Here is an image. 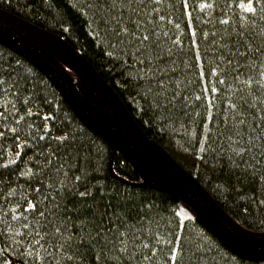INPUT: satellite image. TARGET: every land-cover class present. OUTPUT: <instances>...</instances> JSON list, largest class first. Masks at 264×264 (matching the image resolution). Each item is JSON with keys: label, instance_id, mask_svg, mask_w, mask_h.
<instances>
[{"label": "trees", "instance_id": "trees-1", "mask_svg": "<svg viewBox=\"0 0 264 264\" xmlns=\"http://www.w3.org/2000/svg\"><path fill=\"white\" fill-rule=\"evenodd\" d=\"M0 9L64 38L238 224L264 232V0ZM0 264L264 261L233 252L176 196L144 184L45 73L0 43Z\"/></svg>", "mask_w": 264, "mask_h": 264}, {"label": "water", "instance_id": "water-1", "mask_svg": "<svg viewBox=\"0 0 264 264\" xmlns=\"http://www.w3.org/2000/svg\"><path fill=\"white\" fill-rule=\"evenodd\" d=\"M0 43L20 53L52 79L82 122L128 159L144 184L187 202L232 251L264 261V232L249 231L238 224L164 147L149 139L110 85L69 43L1 9ZM66 67L85 82L86 87L90 86L105 99L114 123L94 112L76 90Z\"/></svg>", "mask_w": 264, "mask_h": 264}, {"label": "bare ground", "instance_id": "bare-ground-1", "mask_svg": "<svg viewBox=\"0 0 264 264\" xmlns=\"http://www.w3.org/2000/svg\"><path fill=\"white\" fill-rule=\"evenodd\" d=\"M59 37V36H58ZM61 39H63L64 41H66L64 38L60 37ZM67 42V41H66ZM68 43V42H67ZM72 46V45H71ZM74 48V47H73ZM75 49V48H74ZM76 50V49H75ZM77 51V50H76ZM80 53V52H79ZM81 54V53H80ZM82 55V54H81ZM83 56V55H82ZM84 57V56H83ZM85 58V57H84ZM86 59V58H85ZM87 60V59H86ZM88 61V60H87ZM46 75V74H45ZM47 76V75H46ZM47 78L53 83V85L56 87V89L58 90V92L60 93V95L63 97V99L66 101V103L68 104V106L72 109V111L76 114L75 110L72 108L71 104L67 101V99L64 97V95L62 94V92L60 91V89L57 87V85L54 83V81L52 79H50L48 76ZM103 79V78H102ZM104 80V79H103ZM82 81V80H81ZM105 81V80H104ZM83 82V81H82ZM106 82V81H105ZM85 83V82H83ZM107 84H109L108 82H106ZM110 85V84H109ZM110 87L112 88V90L116 93V95L118 96V98L121 100L122 104L124 105V107L126 108V110L128 111V113L132 116V114L129 112L126 104L124 103V101L122 100V98L118 95V93L116 92V90L114 89L113 86L110 85ZM86 88V92H87V97L83 96L81 94V92L76 89L79 94L85 98L87 100V102L90 104L91 108L94 110V112H96L98 115H100L102 118L106 119V120H110L112 123H114V119H111V110L110 108L108 107L107 105V102L105 101L104 98H102V96L97 92L95 91L93 88H91L90 86L89 87H85ZM76 116L81 120V118L76 114ZM133 117V116H132ZM134 119V117H133ZM135 120V119H134ZM82 122V120H81ZM136 122V120H135ZM137 123V122H136ZM138 124V123H137ZM139 126V124H138ZM140 127V126H139ZM89 128V127H88ZM91 129V128H90ZM92 130V129H91ZM140 130L149 138V139H153V138H150L145 132L144 130L140 127ZM94 131V130H93ZM95 132V131H94ZM97 133V132H96ZM98 134V133H97ZM101 136V135H100ZM102 137V136H101ZM105 139V138H104ZM106 140V139H105ZM154 140V139H153ZM107 141V140H106ZM156 141V140H155ZM157 142V141H156ZM110 144V142H108ZM158 143V142H157ZM159 144V143H158ZM111 145V144H110ZM160 145V144H159ZM112 147V145H111ZM113 148V147H112ZM118 152V151H114L113 149V155ZM120 153V152H119ZM121 154V153H120ZM125 158V157H124ZM126 159V158H125ZM128 162L129 160L126 159ZM131 164V162H129ZM179 164V163H178ZM132 165V164H131ZM180 165V164H179ZM133 166V165H132ZM133 168L136 170V168L133 166ZM186 170V169H185ZM137 171V170H136ZM138 172V171H137ZM139 174V173H138ZM140 175V174H139ZM142 182H143V179H142ZM144 183V182H143ZM202 185V184H201ZM203 186V185H202ZM204 187V186H203ZM205 188V187H204ZM160 190V189H158ZM205 190L212 196V194L205 188ZM160 191H163V190H160ZM165 192V191H163ZM167 193V192H166ZM172 195V194H171ZM178 198V197H177ZM214 198V197H213ZM180 201H182L184 203V205L186 206V208L193 212L195 215V211L194 209L185 201H183L181 198H178ZM215 199V198H214ZM197 216V215H196ZM199 217V216H198ZM232 217V216H231ZM246 229V228H245ZM248 230V229H247ZM251 231V230H249ZM255 232V231H254ZM235 252V251H233ZM236 253V252H235ZM240 255V254H239ZM242 256V255H241ZM245 257V256H243ZM245 258H248V257H245ZM250 259V258H248ZM254 260V259H252ZM256 261H261V260H256Z\"/></svg>", "mask_w": 264, "mask_h": 264}, {"label": "rangeland", "instance_id": "rangeland-1", "mask_svg": "<svg viewBox=\"0 0 264 264\" xmlns=\"http://www.w3.org/2000/svg\"><path fill=\"white\" fill-rule=\"evenodd\" d=\"M73 82L75 84V87L81 92V94L85 97H87V92H86V85L81 81V79L76 75L73 74L71 75Z\"/></svg>", "mask_w": 264, "mask_h": 264}, {"label": "snow or ice", "instance_id": "snow-or-ice-1", "mask_svg": "<svg viewBox=\"0 0 264 264\" xmlns=\"http://www.w3.org/2000/svg\"><path fill=\"white\" fill-rule=\"evenodd\" d=\"M30 207H31V205H30Z\"/></svg>", "mask_w": 264, "mask_h": 264}]
</instances>
